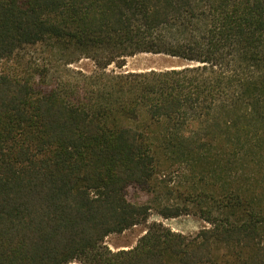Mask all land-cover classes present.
<instances>
[{
    "label": "trees",
    "instance_id": "trees-1",
    "mask_svg": "<svg viewBox=\"0 0 264 264\" xmlns=\"http://www.w3.org/2000/svg\"><path fill=\"white\" fill-rule=\"evenodd\" d=\"M0 264H264V0H0Z\"/></svg>",
    "mask_w": 264,
    "mask_h": 264
},
{
    "label": "rangeland",
    "instance_id": "rangeland-1",
    "mask_svg": "<svg viewBox=\"0 0 264 264\" xmlns=\"http://www.w3.org/2000/svg\"><path fill=\"white\" fill-rule=\"evenodd\" d=\"M180 64H182L181 60L165 54L137 53L128 57L122 68L112 64L107 70H114L116 72L146 71L151 69H165L167 67L177 66ZM73 66L78 68L83 67L89 71L93 70V64L86 59ZM261 179L258 181L262 183ZM259 187L260 186L256 185H247V189L250 190L257 189ZM216 193L219 194V191L216 190ZM128 196L131 201L140 203L147 202L150 199L145 191L137 187L130 188ZM153 221H161L173 231L181 232L186 235H195L202 227L209 226L205 220L192 214H184L179 217L166 219L153 211L147 223L136 225L122 233L110 234L106 237L105 244L113 251L130 249L138 243L141 236L145 234L149 223Z\"/></svg>",
    "mask_w": 264,
    "mask_h": 264
}]
</instances>
